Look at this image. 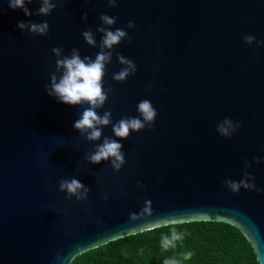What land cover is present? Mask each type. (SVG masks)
Masks as SVG:
<instances>
[{
    "label": "water",
    "instance_id": "1",
    "mask_svg": "<svg viewBox=\"0 0 264 264\" xmlns=\"http://www.w3.org/2000/svg\"><path fill=\"white\" fill-rule=\"evenodd\" d=\"M40 6L27 4L33 13ZM102 14L116 17L111 30H126L130 41L113 49L104 77L112 92L98 111L110 110L115 124L139 116L138 103L149 99L157 117L127 139L109 125L100 141L88 142L73 127L87 105L57 102L45 85L55 72L54 47L95 58L99 47L82 33L91 28L99 45ZM29 20L47 21L48 34L17 27ZM246 35L264 41V0H117L115 7L65 0L47 16H26L0 0V264H70L157 229L167 216L233 226L264 264V46H249ZM116 53L137 65L124 82L112 79L124 67ZM225 118L241 122L231 138L216 130ZM104 137L123 144L118 172L110 161L85 159ZM245 171L256 189L233 193L223 181ZM73 177L90 188L86 201L59 191L60 180ZM145 201L153 214L131 221Z\"/></svg>",
    "mask_w": 264,
    "mask_h": 264
},
{
    "label": "clouds",
    "instance_id": "2",
    "mask_svg": "<svg viewBox=\"0 0 264 264\" xmlns=\"http://www.w3.org/2000/svg\"><path fill=\"white\" fill-rule=\"evenodd\" d=\"M33 0H8L9 7L13 10L19 8L26 16L33 14L37 16L50 15L57 5L65 0H39L41 6L33 13L27 4ZM110 7H115L117 0H106ZM88 14L84 13L83 20H87ZM101 24L96 28V32L102 34V38L97 45V40L91 28L83 31L82 36L87 45L95 48L99 47V52L93 59L90 56H81L79 49L73 48L69 55H64L63 46L54 47L53 54L56 56L55 72L50 74V83L45 85V91L50 97H55L57 102L65 103L71 106H84L79 118L74 122L73 127L80 133L81 137L88 142L100 141L103 135V128L112 125V132L115 138L127 139L133 132H140L145 127H151L157 117V110L149 99L141 100L137 105L139 116L122 117L115 124L112 120V112L104 111L101 115L98 110L102 109L109 99L112 92L111 87H104V77L107 75V65L112 63L113 49L122 41L130 37L128 32L122 28L111 30L112 26L117 23V18L102 14L100 16ZM17 27L22 31H27L34 35L45 36L49 32V23L44 21L37 23L34 21L19 22ZM128 29L136 28L133 21L127 24ZM245 42L252 46L253 42L257 46H264V41H258L253 35H246L243 38ZM116 59L120 65L124 67L112 77L117 82H124L129 76L134 75L137 71V65L132 59L126 58L120 53H116ZM59 74V75H58ZM241 127V122L233 121L225 118L217 125V132L227 138ZM112 137H104L102 143L96 144L94 150L88 153L85 159L91 164H99L102 161H110L111 168L114 171H120L126 163L125 153L122 151L123 144L118 139ZM259 162V157L254 158ZM251 165L246 160L244 167L249 168ZM223 183L233 192L239 193L240 189L245 190L256 189L255 177L247 171L244 172L243 178L239 181L226 179ZM138 186L139 182H138ZM258 190V189H257ZM59 191L66 193V199L75 197L77 201H86L90 188L85 186L75 177L71 179H61L59 182ZM107 199V196L104 197ZM151 201H145L144 207L137 213H130L131 221H136L143 214L152 215L150 208ZM162 223L158 228H169L170 234L162 235L160 246L163 250L175 249L178 244H182L185 232L177 231V229L186 223L184 219L175 218L173 216L158 218ZM182 260H190L194 253L191 251L180 254ZM164 264H181L177 256H172L164 260Z\"/></svg>",
    "mask_w": 264,
    "mask_h": 264
},
{
    "label": "trees",
    "instance_id": "3",
    "mask_svg": "<svg viewBox=\"0 0 264 264\" xmlns=\"http://www.w3.org/2000/svg\"><path fill=\"white\" fill-rule=\"evenodd\" d=\"M185 232L182 244L163 250L162 235L169 228H157L115 240L76 256L70 264H164L177 256L181 264H257L252 248L233 226L217 222H192L181 225ZM191 251L194 256L182 260L181 253Z\"/></svg>",
    "mask_w": 264,
    "mask_h": 264
}]
</instances>
